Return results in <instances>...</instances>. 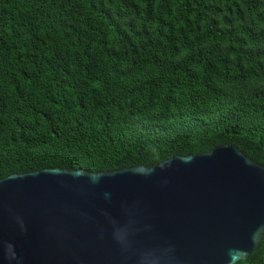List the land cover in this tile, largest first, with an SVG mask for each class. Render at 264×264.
I'll use <instances>...</instances> for the list:
<instances>
[{
  "label": "trees",
  "instance_id": "16d2710c",
  "mask_svg": "<svg viewBox=\"0 0 264 264\" xmlns=\"http://www.w3.org/2000/svg\"><path fill=\"white\" fill-rule=\"evenodd\" d=\"M224 145L264 166V0H0V180Z\"/></svg>",
  "mask_w": 264,
  "mask_h": 264
},
{
  "label": "water",
  "instance_id": "95a60500",
  "mask_svg": "<svg viewBox=\"0 0 264 264\" xmlns=\"http://www.w3.org/2000/svg\"><path fill=\"white\" fill-rule=\"evenodd\" d=\"M262 238L264 166L233 146L0 180V264H237Z\"/></svg>",
  "mask_w": 264,
  "mask_h": 264
}]
</instances>
